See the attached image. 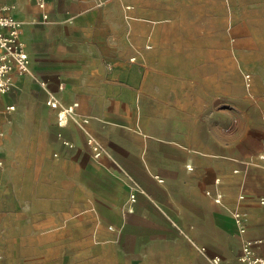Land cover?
I'll return each instance as SVG.
<instances>
[{
    "label": "crops",
    "instance_id": "obj_1",
    "mask_svg": "<svg viewBox=\"0 0 264 264\" xmlns=\"http://www.w3.org/2000/svg\"><path fill=\"white\" fill-rule=\"evenodd\" d=\"M0 5L30 61L0 93V242L72 238L82 264L264 256V0ZM49 98L78 103L64 126Z\"/></svg>",
    "mask_w": 264,
    "mask_h": 264
},
{
    "label": "built area",
    "instance_id": "obj_2",
    "mask_svg": "<svg viewBox=\"0 0 264 264\" xmlns=\"http://www.w3.org/2000/svg\"><path fill=\"white\" fill-rule=\"evenodd\" d=\"M41 1L42 0H38ZM22 26L20 20L9 12V7L0 5V93H6L14 86V76H22L28 72L30 61L25 44L21 40ZM248 77H250L248 75ZM63 84L60 88H63ZM47 103L57 109V124L64 126L69 118L76 113L75 109L78 103L66 104L63 107L54 98H49ZM14 105L8 106L11 110ZM89 121L88 117H81L80 124L84 125ZM87 144L90 146L93 155L99 157L101 146L93 136L87 138ZM220 199L217 197L216 201ZM264 202V200H263ZM243 253L239 261L245 264H264V256L254 255L249 243L244 244ZM212 264H224L219 255L211 257Z\"/></svg>",
    "mask_w": 264,
    "mask_h": 264
},
{
    "label": "rangeland",
    "instance_id": "obj_3",
    "mask_svg": "<svg viewBox=\"0 0 264 264\" xmlns=\"http://www.w3.org/2000/svg\"><path fill=\"white\" fill-rule=\"evenodd\" d=\"M233 123L237 119L232 120ZM229 126L225 127V131H229ZM54 235L59 234L53 232ZM72 238L55 237L47 240L32 239L0 242V246L5 248L7 253L13 254L15 250H20L24 254L26 264H82L78 254H72ZM12 257H14L12 255ZM84 259L85 257L82 256ZM2 263V261L0 262Z\"/></svg>",
    "mask_w": 264,
    "mask_h": 264
}]
</instances>
